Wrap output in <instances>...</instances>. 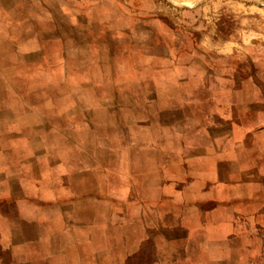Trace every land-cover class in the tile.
Segmentation results:
<instances>
[{
    "label": "crops",
    "instance_id": "1",
    "mask_svg": "<svg viewBox=\"0 0 264 264\" xmlns=\"http://www.w3.org/2000/svg\"><path fill=\"white\" fill-rule=\"evenodd\" d=\"M262 31L155 29L131 66L86 62L117 76L88 71L37 119H5L18 135L0 149V264H157L206 246L264 264Z\"/></svg>",
    "mask_w": 264,
    "mask_h": 264
},
{
    "label": "rangeland",
    "instance_id": "2",
    "mask_svg": "<svg viewBox=\"0 0 264 264\" xmlns=\"http://www.w3.org/2000/svg\"><path fill=\"white\" fill-rule=\"evenodd\" d=\"M238 1L253 7L248 17ZM59 2L0 0V126L12 115L19 116L15 120L26 115L37 119L39 103H61L55 96L64 99L76 91L78 86L73 82L87 77L88 71L99 78L101 73L117 76L118 62L88 70L86 62L124 55L126 64L131 66L130 48L133 44H148L154 39L151 31L155 29L205 28L215 24L227 33L238 30L240 34L247 27L264 30V0H121L120 4L113 0H84L66 6ZM118 29H135L140 35L118 36ZM119 47L124 53L117 51ZM262 51L257 47L251 58L260 60ZM23 105L31 108L24 115ZM15 135L18 134H10L7 141L0 133V149H11L6 142L12 143ZM176 256L179 259L170 260L163 255L157 264H241L236 250L232 253L228 248L215 250L213 246H206L204 253H191L189 260H182L180 253L172 257Z\"/></svg>",
    "mask_w": 264,
    "mask_h": 264
}]
</instances>
